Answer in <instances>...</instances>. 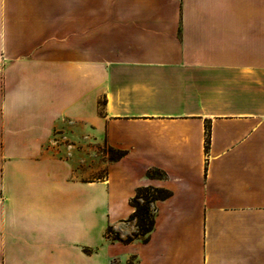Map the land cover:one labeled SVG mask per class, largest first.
Segmentation results:
<instances>
[{"label": "crops", "instance_id": "obj_1", "mask_svg": "<svg viewBox=\"0 0 264 264\" xmlns=\"http://www.w3.org/2000/svg\"><path fill=\"white\" fill-rule=\"evenodd\" d=\"M130 259L264 264V0H0V264Z\"/></svg>", "mask_w": 264, "mask_h": 264}, {"label": "trees", "instance_id": "obj_2", "mask_svg": "<svg viewBox=\"0 0 264 264\" xmlns=\"http://www.w3.org/2000/svg\"><path fill=\"white\" fill-rule=\"evenodd\" d=\"M209 127H206L205 132V151H208L209 146ZM108 161L114 162L122 158L125 154L123 151L115 150L107 147L104 150ZM149 178L163 179L164 173L158 169H150L147 171ZM171 192L164 188H157L152 186L138 188L135 195L130 199L129 205L134 209L133 213L128 218V222H135L136 231L128 236L121 237L120 234L114 231L111 227L106 230V237L112 241H117L122 244H130L135 240L146 243L150 232L154 228L155 221V207L157 201L166 200L171 196ZM140 201V202H139Z\"/></svg>", "mask_w": 264, "mask_h": 264}, {"label": "rangeland", "instance_id": "obj_3", "mask_svg": "<svg viewBox=\"0 0 264 264\" xmlns=\"http://www.w3.org/2000/svg\"><path fill=\"white\" fill-rule=\"evenodd\" d=\"M107 159H108L107 156H105V154L103 153V148L102 147H98V151H97V162H98L97 178H100L103 175L104 168L100 167V165H101V163L103 161H105ZM132 225H134V231L132 232V234H133L136 231L135 222H132ZM120 244H122V243H120ZM122 245H125V244H122ZM133 262H134V259H130L129 260L130 264L133 263Z\"/></svg>", "mask_w": 264, "mask_h": 264}]
</instances>
